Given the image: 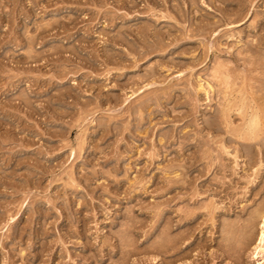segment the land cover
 I'll return each mask as SVG.
<instances>
[{
  "label": "rangeland",
  "instance_id": "1",
  "mask_svg": "<svg viewBox=\"0 0 264 264\" xmlns=\"http://www.w3.org/2000/svg\"><path fill=\"white\" fill-rule=\"evenodd\" d=\"M263 216L264 0H0V264H264Z\"/></svg>",
  "mask_w": 264,
  "mask_h": 264
},
{
  "label": "bare ground",
  "instance_id": "2",
  "mask_svg": "<svg viewBox=\"0 0 264 264\" xmlns=\"http://www.w3.org/2000/svg\"><path fill=\"white\" fill-rule=\"evenodd\" d=\"M224 83H226V82H224ZM228 90V89H227ZM257 125L259 126V123H258V117H255L252 121H251V124H250V127L249 128H251V131H250V129H249V131L250 132H254V129L255 128H257ZM259 133V132H258ZM248 140V139H247ZM263 219H264V216H263ZM262 240L261 241H264V232H263V234H262V238H261Z\"/></svg>",
  "mask_w": 264,
  "mask_h": 264
}]
</instances>
